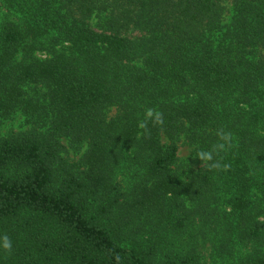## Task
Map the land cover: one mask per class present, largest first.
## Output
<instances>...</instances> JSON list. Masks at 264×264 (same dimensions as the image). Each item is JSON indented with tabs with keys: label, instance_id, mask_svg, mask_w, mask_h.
Wrapping results in <instances>:
<instances>
[{
	"label": "trees",
	"instance_id": "1",
	"mask_svg": "<svg viewBox=\"0 0 264 264\" xmlns=\"http://www.w3.org/2000/svg\"><path fill=\"white\" fill-rule=\"evenodd\" d=\"M17 117L0 264H264V0H0Z\"/></svg>",
	"mask_w": 264,
	"mask_h": 264
},
{
	"label": "clouds",
	"instance_id": "2",
	"mask_svg": "<svg viewBox=\"0 0 264 264\" xmlns=\"http://www.w3.org/2000/svg\"><path fill=\"white\" fill-rule=\"evenodd\" d=\"M149 120H151V122L154 126H162L164 123L163 113L158 111L157 109H154V108H149L146 110V119L144 121H142L139 125V127L141 129L145 130L146 134H150V133H148V129H147V123ZM217 136L219 138V141H223V142H217L216 144H214L212 146L211 149L200 150L196 154L197 158L199 160L207 163V166L210 170L221 168L220 162L214 161V153H218L219 151L226 150V145L230 146L228 144V141L230 139L229 133L218 131ZM229 167H230V165H228V164L222 165L223 170H228ZM3 247L6 250H9V251L11 250V247H12L11 241L9 240V238L7 236L3 237Z\"/></svg>",
	"mask_w": 264,
	"mask_h": 264
},
{
	"label": "rangeland",
	"instance_id": "3",
	"mask_svg": "<svg viewBox=\"0 0 264 264\" xmlns=\"http://www.w3.org/2000/svg\"><path fill=\"white\" fill-rule=\"evenodd\" d=\"M36 55L39 57V58H43L45 57V54H42V53H36ZM22 123V120L20 117H17L15 120H13L12 122H8L5 126H2L0 128V135L4 136L6 135L7 133H9L10 131H19L20 130V125ZM190 151L191 149L188 148V147H180L179 148V152H178V156L179 158L184 161L186 160L189 155H190ZM203 241H201V245L202 246V254L206 257L205 258V261L206 262H209V244H207L206 242L204 244H202ZM204 261V262H205ZM214 264H220L219 261H216Z\"/></svg>",
	"mask_w": 264,
	"mask_h": 264
}]
</instances>
